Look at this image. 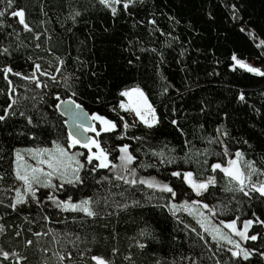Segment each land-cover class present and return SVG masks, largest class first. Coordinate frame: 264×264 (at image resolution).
<instances>
[{
	"label": "trees",
	"instance_id": "trees-1",
	"mask_svg": "<svg viewBox=\"0 0 264 264\" xmlns=\"http://www.w3.org/2000/svg\"><path fill=\"white\" fill-rule=\"evenodd\" d=\"M233 2L235 0H142V3L134 6V10H138L136 20L155 16L159 27L165 33L171 32L172 37H179L178 41H174L167 35L150 34L145 26L134 27L133 22L124 16L113 22L111 16L100 6L92 7L95 0H21L22 6L27 10V21L34 31H22L20 26L14 24L11 17L5 18L8 23H13L16 32H13L7 24L0 26V44L10 46L9 50L12 53L11 56L0 53V68L10 64L15 71L28 74L34 60L47 69L49 60L55 62V57H62L66 61L62 74L75 72L81 77L77 82L78 87L74 89L77 91V96L73 99L82 103L87 113H100L118 124L119 116L125 114L122 110L112 112L111 107L118 104L119 90L135 83L144 88L160 113L166 114L172 106L185 109L189 114L187 120L184 119V112L178 114L180 126L184 129L185 135L167 122L157 131L150 133H146L142 125L129 128L127 136L122 139L118 138L119 128L115 135L101 134V143L105 148H114L117 144L128 143L133 148L140 149L139 159L133 164L145 165L143 168H138L141 176L156 177L160 181L170 183L174 181L175 184H179L178 179L170 176V173L177 168L192 170L198 178H202L201 173L207 175L204 165L196 161L205 159V148L218 150L216 145L208 144L204 137L215 134L214 129L221 122L224 112L229 114L224 123L231 131L232 137L236 141L244 139L249 141L248 145L229 141L230 149L234 151V147L241 148L246 160L255 159L259 166L264 167V159H262L264 157V77L248 73L243 69L233 70L229 67L233 52L248 63L264 66V48L256 47L253 39L246 32L239 30L244 24L254 29L259 39H264V0H239L242 6L240 12L242 20L237 21L231 19L229 9L225 7L226 4ZM73 7L88 8L90 11L83 13L82 18L73 23L68 19L69 11ZM208 12L213 13L211 19L207 15ZM169 16L176 17L179 24L170 22ZM105 28L108 31H105ZM8 32H13L11 38L7 36ZM17 33L20 36L19 41L15 40ZM36 33L40 34L38 38ZM132 33H142L145 46L155 47L162 52L164 62L160 63L158 53L137 51L136 55L140 56V60L133 67H128L126 59L132 57L127 53L121 55L123 45L120 41L122 36H129ZM36 44L40 47L37 48ZM182 49L186 51L181 57ZM29 57H32V60H29ZM77 57L85 62L83 67L77 61ZM157 65L163 75L182 93H185L183 97L177 95L174 89H170L165 96L159 95L161 80L157 73ZM92 72L99 74L92 76ZM57 75L59 82L61 74ZM12 79L17 89L15 107L33 115L37 122L40 112H47L49 123L45 125L37 123L34 129L38 137L36 140L29 135L20 134L32 128V126L25 127L26 122L22 117H10L7 125L0 123V173L6 174L5 178L0 180V191L13 183V177L7 174L11 173L10 165L14 159V149L37 145L50 146V141L54 139L64 143L68 133L67 126L63 123L65 117L50 107L53 97H46L47 104L40 101L39 111H37L32 107L36 102L32 97L36 96L40 90L33 91L34 85L20 77L13 76ZM89 84L92 85L91 88L88 87ZM7 87V81L0 76V89L5 90L0 91V108L9 100L6 95ZM186 88H188L187 92H185ZM239 90L246 92L248 106L236 99ZM60 91L65 99L72 94L70 90L65 91L62 86ZM97 96L100 97L99 102L96 99ZM202 98H205L210 105L206 116L198 112V104ZM194 113L195 119L192 118ZM127 118L131 124V115L127 114ZM53 124L55 127L52 126ZM199 124H204L203 131L199 129ZM41 128L44 131H41ZM134 136L143 137V139L137 141L132 139ZM185 139L191 142V147L184 144ZM151 148H156L157 151L163 148L166 158H174V163H161L159 157L152 156L148 151ZM145 152L148 154L145 155ZM134 154L137 153L134 152ZM186 154L191 159L190 163L185 162ZM206 158L210 162L215 159L211 155ZM110 175L108 170H100L96 179ZM223 186L224 178L221 174L218 176V188L222 189ZM98 187L101 191L96 194L103 195L104 189L111 185L101 186L93 182L90 188L75 192L70 189L69 194L76 198L82 195H93ZM121 191L125 192L128 200H139V205L130 204L129 208L121 211L118 216L113 215L108 218L102 216L98 222L87 218L83 224L80 220L82 213L55 214L49 208L46 211L52 216L51 222L40 221L33 225L30 221L23 219L28 213H13L10 209L0 206V217L3 218L0 222L8 226L19 225L25 230L18 240L11 227L7 234L0 233V246L15 248L26 256L27 259L22 264H43L45 258L48 264H57L56 257L52 254L57 250L72 251L74 257L72 264H83L87 257H79L78 251L92 249L89 255L99 253L110 256L112 247L120 250V255L115 258V264H128L123 260V256L129 252L133 253L135 264H155L157 260L161 264H173V261L176 264H188V261H182L181 257L198 258V264H214V260L209 257L212 251H217L215 247L211 251L208 249L209 254L203 241L196 239L190 231L185 230L183 223L177 221L166 209L154 207L164 203L167 194H164L162 200L159 190L147 189L146 186L136 189H128L126 185L112 188V192ZM214 195L216 199L209 197L211 203L218 209L223 206V212L219 210L217 212L219 220L239 216L238 223H241L251 218L253 212L264 219V200L249 201L241 193H227L219 190H214ZM233 195L236 197L235 200H232ZM149 196L152 197L151 201L148 199ZM6 197L7 193L0 196V199ZM191 197L195 198V195L191 194ZM184 198L180 197V199ZM115 199L119 201L123 198L116 196ZM32 215L38 219L35 213ZM178 215L181 220L195 226V221L186 212L181 211ZM73 217L76 219L74 220ZM105 224L107 228L101 226ZM145 224L149 225V231H153L156 239H150L149 246L140 249L135 241L145 239L139 235ZM42 226L45 231L48 228L55 230L56 241L52 240L53 233H50L47 237L42 236L39 243L31 248L25 247L24 237L35 239L26 231L27 228L32 227L34 231H39ZM253 229L264 232V227L259 224H254ZM76 233L81 237V240L77 241L79 249L68 243L69 240L74 239V236L69 234ZM93 236L97 238L95 242H93ZM207 239L214 245L215 242L211 241L210 236ZM242 243L246 246L259 247L264 242L242 241ZM41 247H47L50 251L42 252ZM225 253L226 248L217 251L221 264H230L229 256ZM258 259V257L253 258V264Z\"/></svg>",
	"mask_w": 264,
	"mask_h": 264
},
{
	"label": "snow or ice",
	"instance_id": "snow-or-ice-1",
	"mask_svg": "<svg viewBox=\"0 0 264 264\" xmlns=\"http://www.w3.org/2000/svg\"><path fill=\"white\" fill-rule=\"evenodd\" d=\"M142 3V0H95L92 7L100 6L107 14H109L113 22L118 21L122 16L133 22L134 27L145 26L150 34L160 33L161 35H167L172 37L171 32L165 33L162 28L159 27L155 16L151 18H145L136 20L135 17L138 14V10H134V6ZM225 7L229 9L231 19L233 21L242 20L240 16L241 5L239 0L231 4H226ZM90 9L76 8L70 9L68 19L73 23H76L82 18L83 13L89 12ZM46 15V13H45ZM211 19L213 17L212 12L207 13ZM11 17L16 26H20L22 31L33 32L34 29L27 21V10L22 6L21 0H0V26L7 24L8 27L16 32V27L13 23H8L5 18ZM169 21L173 24H179L174 16L168 17ZM44 23V21H41ZM191 28L192 25L190 24ZM108 31L107 28L104 29ZM241 32H247L252 39H257L255 30L247 28L246 25H241ZM71 31V30H69ZM193 31L196 30L193 28ZM13 32H8L7 36L12 37ZM39 33H36L37 38ZM15 40L19 41L20 36L17 33ZM172 40L178 41L179 37H172ZM120 43L123 45L121 55L127 53L131 56V59H126V65L133 67L136 62L140 60V56L136 55V52L141 53L152 52L159 54V60L162 64L164 62V56L162 52L155 47L145 46L144 40L141 34L132 33L129 36H122ZM191 43V41H189ZM10 46H4L0 44V53L11 56L12 53L9 50ZM39 48L40 45L36 44ZM258 48H264V39H259V43L256 45ZM185 49H182L180 56L185 55ZM199 51V49H198ZM51 52V49H49ZM55 55V54H53ZM32 60V57L28 58ZM83 67V61L80 58H76ZM231 61L229 67L233 70L237 68L243 69L248 73L256 74L264 77V68L256 67L248 63L247 60L240 58L235 52L231 54ZM66 61L62 57H55V62L48 61V68L42 67L41 63L35 60L32 63L31 70L28 74L21 71H15L10 64L3 65L0 68V76L7 81L6 95L9 100L5 105L0 108V123L7 125L9 118H15L17 116L22 117L26 124L25 127L32 126L26 133L22 132L21 135H29L33 140L38 139L36 131L37 123L40 125L48 124L47 112H40L38 122L34 120L33 115L28 114L24 110H19L15 106L17 105L16 86L13 83L12 77H20L24 81L30 82L34 85L35 90H40L37 95L32 97L35 103H33V109L39 111L38 105L40 101L45 104L48 103L46 97H53L50 107L62 114L70 113L72 115L73 123L82 129L85 133H92V135H85L80 138L71 130L67 133V138L64 143L58 140H51V147L48 146H34L30 148H17L14 149V159L11 161V175L13 177V183L9 184L6 188L0 191V196L7 193L5 199H0V206H4L10 209L13 213H28L24 215L25 221H30L31 224L36 225L40 221L51 222L52 216L48 214L47 209L51 208L53 213H82L80 220L87 221V218H92L93 222H98L103 216L104 218L111 217L113 215L118 216L121 211H126L129 205H139V200H128L124 191L112 192V188H120L127 186L128 189L143 188L159 190L161 193L160 199H164V194H167V199L164 203L154 205V207H160L166 209L177 221L184 224L185 230L190 233H195L204 245L211 251L213 247L219 251L222 248H226V255L229 256L230 264H253V258L258 257L255 264H264V243L257 246H246L242 241L252 242H264V232H257L253 229L254 224H259L264 227V219L258 216L255 212L252 213V217L242 221V227H238L239 216H235L232 219L219 220L217 218L218 210L223 212V206L217 208L209 200L211 196L216 199L214 190H219L227 193H241L243 197L249 201L264 200V180L256 179L253 177L264 176V167L257 164L255 159H247L245 161V168L241 166V162L245 160V153L239 147L230 149L229 141L234 143H240L248 145L247 139L236 141L232 137L231 131L224 123L227 120L229 114L224 112L222 114V120L214 129V135L209 134L204 137V140L210 145H216L218 150L204 149L205 159L203 161L197 160L196 163H202L204 165V171L200 174L202 178H198L197 174L192 170H184L177 168L170 173V176L180 181L179 184L175 182L160 181L156 177L141 176L138 173V168L145 167L144 164H133L134 161H138V153L140 149L133 148L128 143H121L115 145L114 148H105L101 143V134H116V130L120 129V139L127 136V130L129 128L142 125L146 133L157 131L166 122L173 126L182 135H185L184 129L180 126V119L178 114L184 112V119H188V112L176 106H172L166 114L160 113L157 107L149 99L148 93L140 84L135 83L128 87H123L119 90V101L117 106L111 107L112 112H118L122 110L125 115L119 116L120 123L109 119L105 115L97 112H92L90 115L84 111L82 103L77 102L73 97L77 96V91L74 90L78 87L77 82L81 77L77 76L75 72L63 75V67ZM219 63V61H217ZM105 67H110L105 65ZM157 73L161 80V86L159 90L160 96H165L169 93L170 89H174L177 95L183 97L185 93H182L179 88L168 80L163 72L160 71L159 65H157ZM59 77L58 82V75ZM98 72H92V76H97ZM41 77L47 78L42 79ZM61 86L65 91H71V95L67 98L62 97L60 91ZM92 87L91 84L88 85ZM47 89L48 91H44ZM0 91H5L0 89ZM188 88L185 89V92ZM38 97V99H37ZM99 102L100 97H96ZM170 99H173L170 97ZM236 99L248 106V97L244 90H239ZM210 105L206 102L205 98H202L198 104V112L200 115H208ZM259 111L258 109H254ZM131 114L132 123L130 124L127 118V114ZM217 115H220L217 113ZM87 118V123L83 118ZM196 114H192V118L195 119ZM98 122V124H97ZM64 124L68 121L64 120ZM55 127V125H52ZM122 126V127H121ZM201 131L204 130V124L198 125ZM44 131L43 128L40 129ZM12 135V133H9ZM132 139L141 141L143 137L134 136ZM184 144L191 147V142L185 139ZM78 145L85 149L84 152L73 151ZM131 149V150H130ZM152 156L159 157L161 163L173 164L174 158H166L165 150L161 148L157 151L156 148L148 150ZM199 151V150H197ZM137 153V154H134ZM117 153V155H113ZM145 155L148 153L145 152ZM27 155L34 163H30L25 159ZM213 156L215 159L210 162L206 157ZM111 157V158H110ZM264 159V157H262ZM185 162L190 163V157L185 156ZM152 167L153 165H148ZM108 170L110 176H101L99 180L96 176L99 175L100 170ZM222 174L224 178L223 188H218V176ZM5 173H0V180L5 178ZM94 182L95 185H111V187L104 189L103 195H97L101 191V188H96L93 195H82L76 198L74 195H70V189L75 192L80 189L90 188ZM191 194L195 195V198L191 197ZM122 197V200H116L115 197ZM180 197H185L180 199ZM151 201L152 197H148ZM235 195L232 196V200H235ZM219 203V201H217ZM239 203V202H237ZM111 209V211H110ZM181 211L186 212L188 216L192 217L195 221V226L192 223H187L181 220L178 215ZM35 216L38 217L34 218ZM3 218L0 217V220ZM75 220L76 217H73ZM107 228V225H101ZM198 226V227H197ZM11 227L14 236L17 238L22 237L25 231L19 225L8 226L5 223L0 222V233L7 234ZM202 231H200V230ZM225 229L230 230L228 232ZM250 229L252 231L250 232ZM35 239L24 237L23 243L25 247L31 248L34 244L39 243L42 236L47 237L50 233H53L52 240L56 241V236L53 229L48 228L47 231L44 227L41 230L34 231L32 227L26 230ZM73 235L74 239L69 240L68 243L73 247L79 249L77 241L81 240L78 233L69 234ZM139 235L144 237L143 241L137 240L135 244L138 248L144 249L149 246L148 241L150 239H156L153 231H149V225L145 224V227L140 230ZM211 237V241L215 242L214 245L209 242L207 237ZM96 237L93 236V242L96 241ZM59 243V241H57ZM42 252H49L47 247H41ZM92 249H85L78 251L77 255L81 258H85L83 264H115V258L120 255V250L117 247L111 248V255L105 256L103 254H91ZM217 251H212V255L209 259L214 260V264H221V259L217 255ZM57 260V264H72L74 259L72 251L61 252L59 250L52 253ZM27 259L15 248H8L0 246V264H22ZM123 260L128 264H135L133 260V253L129 252L123 256ZM181 260H187L188 264H198V258L181 257ZM43 264H48L47 258L43 260ZM155 264H161L159 260ZM173 264H176L173 261Z\"/></svg>",
	"mask_w": 264,
	"mask_h": 264
},
{
	"label": "rangeland",
	"instance_id": "rangeland-1",
	"mask_svg": "<svg viewBox=\"0 0 264 264\" xmlns=\"http://www.w3.org/2000/svg\"><path fill=\"white\" fill-rule=\"evenodd\" d=\"M243 25H244V24H243ZM247 28H248V27H247ZM250 29H251V28H250ZM246 33H247V32H246ZM256 37H257V35H256ZM253 41H254L255 44L257 45V44L259 43V38L257 37V39H255V40L253 39ZM250 64H252L253 66H256V65H254L253 63H250ZM256 67H262V68H264V66H256ZM129 114H130V113H129ZM130 115H131V114H130ZM97 124H98V122H97ZM89 134L92 135V133H89ZM48 147H51V145L48 146ZM17 148L25 149V148H30V147H17ZM17 148H16V149H17ZM77 150L80 151V152H84V151H85V149H83V147L80 146V145H78L75 149H73V151H77ZM25 159L29 160L30 163H34V161L30 160V158H29L27 155H25ZM245 161H246V159H245L244 161L241 162V166L244 167V168H245V171H246L247 169H246V167H245ZM253 179H254V180H256V179L264 180V176L253 177ZM237 223H238V222H237ZM238 227H242V222H241V223H238ZM201 231H202V230H201ZM225 231L228 232V231H230V230L225 229ZM192 234L194 235V237H195L196 239L199 238V237L196 236L195 233H192ZM205 249H206V251L210 254L208 248L205 247Z\"/></svg>",
	"mask_w": 264,
	"mask_h": 264
},
{
	"label": "water",
	"instance_id": "water-1",
	"mask_svg": "<svg viewBox=\"0 0 264 264\" xmlns=\"http://www.w3.org/2000/svg\"><path fill=\"white\" fill-rule=\"evenodd\" d=\"M85 111V109H84ZM61 113V112H60ZM62 114V113H61ZM89 114V113H88ZM65 117V120L68 121V123L66 124L68 131L71 130L73 133H75L77 136H79L80 138H83L85 135H90L89 133H85L83 132L82 129H79L72 120V115L70 113L67 114H62ZM90 115V114H89ZM85 120V122L87 123V118H83Z\"/></svg>",
	"mask_w": 264,
	"mask_h": 264
}]
</instances>
